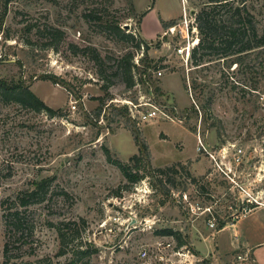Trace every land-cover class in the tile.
Wrapping results in <instances>:
<instances>
[{"label":"rangeland","instance_id":"1","mask_svg":"<svg viewBox=\"0 0 264 264\" xmlns=\"http://www.w3.org/2000/svg\"><path fill=\"white\" fill-rule=\"evenodd\" d=\"M128 1L13 0L5 10L0 0V78L29 84L64 113L51 116L0 92V197L55 177L46 198L30 208L33 243L11 252L10 261L1 252L0 264L66 261L71 253L60 254L61 237L52 223L69 219L78 220L82 239L98 249L93 261L110 264H212L202 234H212L211 244L224 249L234 247L238 229L248 232L249 227L253 234L255 226L256 236L264 238L261 57L253 54L243 65L215 58L195 66L175 46L197 36L196 45L200 40L199 29L192 32L197 1L134 0V7ZM249 3L261 28L264 0ZM89 5H99L135 37L150 38L148 54L163 75L152 71L147 82L140 80V61L134 86L115 76L117 57L135 51L136 62L142 50L87 22L83 10ZM186 18L193 21L187 38L164 36L171 24ZM52 27L62 29L63 38L54 36ZM89 45L105 57L103 72L91 55L79 50ZM108 81L107 94L103 85ZM72 99L78 100L76 108ZM125 99L157 103L171 118L139 125ZM137 133L147 145L144 151ZM136 154L139 161L132 160ZM117 162L129 164L144 178L131 181ZM170 167L175 169L169 175L161 173ZM196 203L202 209L194 211ZM206 206L212 211H204ZM234 220L239 224L213 235L220 222ZM165 228L174 234L159 232ZM8 237L2 223V248ZM144 248L149 250L146 257ZM254 253L262 256L255 262L248 255V263L264 264V244L254 247ZM237 259L230 264H246Z\"/></svg>","mask_w":264,"mask_h":264},{"label":"trees","instance_id":"2","mask_svg":"<svg viewBox=\"0 0 264 264\" xmlns=\"http://www.w3.org/2000/svg\"><path fill=\"white\" fill-rule=\"evenodd\" d=\"M12 1L2 0L5 10L8 9ZM191 1H197L200 5V9L196 14V25L199 29L200 40L193 48L191 55L195 66H205L204 64L215 58H225V60L231 62V65L234 63L243 65L248 57L257 54V56L261 57L259 66L264 68V17L260 28L252 4L249 3L250 0ZM128 2H131L132 7H134V0H129ZM83 18L89 23H98L100 29L109 32L120 40L132 41V45L136 50H141L142 45H144L145 53L141 58L144 67L141 70L140 80L144 82L149 80L148 76L150 77L152 69L158 67V64L148 54L151 47L148 40L137 38L132 33L126 32L122 22L116 18L110 19L106 17L104 10L99 5H89L85 8L83 10ZM50 30L54 36L63 38L64 32L59 27H52ZM79 50L91 55L96 63L101 66L102 72L105 70L103 67L106 65L105 57L102 56L97 48L89 45ZM135 55V51H129L117 57V64L112 66L115 67L114 75L120 77L127 87H132L137 82L136 68L140 66L135 62ZM249 67L252 69L251 65ZM111 84L112 81H108L103 85L107 94ZM0 92L7 100H14L34 109L47 111L51 116L64 115L62 108L50 106L33 91L29 84L21 81L15 82L0 78ZM100 99L103 102L105 100L104 97H100ZM136 140L142 147V151H144L147 145L142 142L138 133L136 134ZM140 159L141 155L139 154L132 157V160L139 161ZM117 163L131 181L135 182L144 178V174L140 173L139 170L134 171L129 164ZM171 169L175 168L170 167L160 170L161 173L169 175L168 171ZM54 180V176H48L35 181L32 188L20 190L15 195L0 197V227L4 223L7 236H9L3 248L0 240V253L2 252L5 255L7 261L12 258L11 252H14V250L21 251L25 245L33 243L35 219L34 215H31L29 211H31L30 208L33 204L46 198ZM82 221L86 222L84 219ZM52 225L58 228L61 237L60 254L71 253L70 257L60 264H110L108 262L93 261L92 256L98 252V249L91 242L82 239L78 220L69 219L52 223ZM225 225L224 221L220 222L218 229L223 228ZM159 232L174 234L172 228H165ZM183 241L181 240V244ZM28 263L33 264L32 262ZM46 264H56V262L50 260Z\"/></svg>","mask_w":264,"mask_h":264},{"label":"built area","instance_id":"3","mask_svg":"<svg viewBox=\"0 0 264 264\" xmlns=\"http://www.w3.org/2000/svg\"><path fill=\"white\" fill-rule=\"evenodd\" d=\"M193 21H190L189 19H185L182 22H176L171 24L166 30H164V36L167 35H178L182 36L184 38H187L188 35L191 32V26L190 23ZM197 25L192 26V32H197ZM197 36L195 40L188 41L185 44H181L178 47L175 46V49L177 50L178 53L182 54L183 56L191 57L192 55V50L195 47L197 40ZM144 49L145 46L142 45V51L139 53V55L136 57V63L138 65L141 64L140 60V55L144 54ZM153 72L158 73V76L163 75V68L158 66L156 68L152 69ZM137 77V76H136ZM73 102V107H77L78 100L77 99H72ZM125 103L129 105V114L131 118L136 121L139 125L142 123H146L149 121H153L155 119H158L160 117H165V118H171V116L168 114L167 111H165L159 104L151 102L149 100H144L140 99L138 101H134L131 99H125ZM201 149V146L199 147ZM226 150V149H225ZM226 152V151H225ZM192 209L195 211L196 209H202V206H200L199 203L193 204ZM204 211H212V207L206 206L203 207ZM212 226H214V222L211 223ZM149 255V250L147 248H144L142 251V256L146 257ZM239 258H243L241 255H239Z\"/></svg>","mask_w":264,"mask_h":264},{"label":"crops","instance_id":"4","mask_svg":"<svg viewBox=\"0 0 264 264\" xmlns=\"http://www.w3.org/2000/svg\"><path fill=\"white\" fill-rule=\"evenodd\" d=\"M153 9H154V7H151V8H149V11L150 10L152 11ZM149 11H147V13ZM162 18L168 20V18H165V17H162ZM160 27H161V25H160ZM142 32L144 35L143 30H142ZM144 37L146 40H150V38H148L147 36L144 35ZM239 222H240V220H239ZM239 222H236L235 220L233 222H227L223 228L217 229L216 232L213 233V235L215 236V234H219L220 232L229 228L230 226H235V225L239 224ZM247 229H248L247 230L248 232H246L245 230L242 232L240 229L236 230V233L234 235L235 238H234V241L232 242L234 244V247L229 248V249H224V248H226L225 246H223V248H220V245L218 243L215 244V246H217V248H214L215 246H213L211 244V241H210V239H212V237H213L212 234H202L203 241L207 244L209 251H210L209 253L211 254V257H212L211 263L212 264H230V262L235 263L236 261H239L237 259V256H239V255H241L243 257L241 259H244L245 261L247 260L245 262L246 264H249L248 263L249 261L247 259L248 255L253 259V261L258 262V257L259 256L261 257L262 254L258 255V257H257V255H255V253H254V247L263 245L264 244V238L259 239L256 236L257 227H255V226L253 227V229H254L253 234H255V235L250 234L251 230L249 227ZM252 239H254V240H252ZM201 242H202V240H201ZM234 253H238V254L234 255ZM241 263H242V261H241ZM259 264H261V263H259Z\"/></svg>","mask_w":264,"mask_h":264},{"label":"water","instance_id":"5","mask_svg":"<svg viewBox=\"0 0 264 264\" xmlns=\"http://www.w3.org/2000/svg\"><path fill=\"white\" fill-rule=\"evenodd\" d=\"M124 26H125V28H129L130 27V24L126 23V24H124Z\"/></svg>","mask_w":264,"mask_h":264}]
</instances>
